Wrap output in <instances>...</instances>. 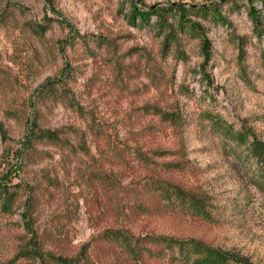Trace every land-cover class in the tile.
<instances>
[{
    "label": "rangeland",
    "instance_id": "rangeland-1",
    "mask_svg": "<svg viewBox=\"0 0 264 264\" xmlns=\"http://www.w3.org/2000/svg\"><path fill=\"white\" fill-rule=\"evenodd\" d=\"M169 6L219 16L168 12L166 39L131 15ZM222 127L264 144V0H0V264H176L151 236L264 264L257 167Z\"/></svg>",
    "mask_w": 264,
    "mask_h": 264
},
{
    "label": "trees",
    "instance_id": "trees-1",
    "mask_svg": "<svg viewBox=\"0 0 264 264\" xmlns=\"http://www.w3.org/2000/svg\"><path fill=\"white\" fill-rule=\"evenodd\" d=\"M253 1V0H250ZM208 10L213 11V16H219L217 13V6L213 7H201V8H191L187 9L183 6H169L167 8H156L148 12L138 13L136 10L131 11L132 16L139 15L145 22H149L151 17L156 18L155 27L163 32L168 30L169 33L166 35V39H172L174 32V27L165 22L164 15L168 12L175 11L178 12L182 17L178 22L179 30L196 32L198 30V25L191 24L186 26L183 22L184 14L188 12H196L197 14L207 13ZM205 43V42H204ZM162 117L165 121H170L174 125L176 124V119L174 116L165 115L162 113ZM218 126H222L221 121H215ZM222 130L228 134L236 144L242 145L247 151L250 158L254 160L257 167L256 171V184L262 190H264V144L257 139L250 140L249 133L246 130L240 132H230L229 129L222 127ZM42 138L50 137L51 134L48 132H39ZM162 192L166 194V199L168 203H177L181 207H185L186 210L191 212L193 215L199 216L201 218H207L208 211L206 203L201 199L197 198L190 193L183 191L178 187L171 185L163 187ZM0 198L3 201L2 207L7 210V208L13 202V196L7 188L6 184L0 183ZM107 237L114 238L120 243H131V238L125 235L119 236L116 232H107ZM114 236V237H113ZM150 243L154 245V255L158 258H168L176 264H255L248 260L247 258L233 254L231 252L225 251L218 247H213L207 245L196 239H176L167 236H151ZM28 258H34L33 254L27 253Z\"/></svg>",
    "mask_w": 264,
    "mask_h": 264
}]
</instances>
